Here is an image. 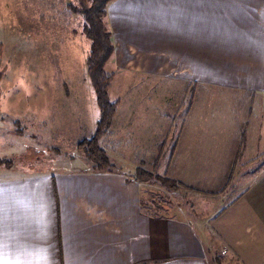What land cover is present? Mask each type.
<instances>
[{"label": "crops", "instance_id": "crops-1", "mask_svg": "<svg viewBox=\"0 0 264 264\" xmlns=\"http://www.w3.org/2000/svg\"><path fill=\"white\" fill-rule=\"evenodd\" d=\"M106 24L108 72L216 87L247 109L222 141L233 146L230 168L210 172L238 183L210 224L218 247L206 221L194 222L199 235L185 217L147 209L142 182L125 171L73 160L32 174L0 167V264H231L222 254L264 264V120L254 106L264 109V0H115Z\"/></svg>", "mask_w": 264, "mask_h": 264}, {"label": "rangeland", "instance_id": "rangeland-1", "mask_svg": "<svg viewBox=\"0 0 264 264\" xmlns=\"http://www.w3.org/2000/svg\"><path fill=\"white\" fill-rule=\"evenodd\" d=\"M55 1L0 0V160L31 174L73 160L91 168L93 163L77 144L94 135L100 118L88 77L91 41L84 32V16L69 8L81 7L82 1L59 0L55 8L49 7ZM113 74L110 98L120 105L110 135L101 140L110 160L136 182H141L136 170L143 169L194 189L174 192L154 181L142 182L147 209L185 217L199 235L194 222L206 221L202 231L214 247L210 224L218 211L233 202L238 183L231 186L229 176L223 179L210 172L226 173L230 168L233 146L222 141L245 123L247 109L242 113L235 107L239 96L216 87L199 85L190 98L183 93L187 81ZM260 104L255 102L256 115L264 120ZM164 137L168 146L154 168L157 145ZM216 156L221 158L215 160ZM5 166L9 167L0 164ZM221 256L225 263L237 261L234 256Z\"/></svg>", "mask_w": 264, "mask_h": 264}, {"label": "trees", "instance_id": "trees-1", "mask_svg": "<svg viewBox=\"0 0 264 264\" xmlns=\"http://www.w3.org/2000/svg\"><path fill=\"white\" fill-rule=\"evenodd\" d=\"M81 1V7L69 5V8L73 13H81L84 16V32L91 41V52L87 59L88 77L90 78L96 94L100 118L94 135L91 138H85L80 141L77 144V149L94 164L96 170L113 171L116 170V167L110 160L107 149L103 147L101 140L110 135V129L114 123L115 115L120 105L119 100L112 101L110 98L109 91L112 87L114 74L107 72L105 69L107 62L113 56L116 49L113 42V33L108 29L105 22L107 7L115 0H92L89 5L86 4L84 0ZM196 87L197 85L195 83H189V86L184 89L183 93L185 96L189 94L191 98L194 95ZM167 146V137H164L157 145L158 155L153 163L154 168H156L163 159ZM176 148L177 141L170 148L172 154L175 153ZM0 164H6L10 167V164L6 161L0 160ZM136 177L138 181L141 182L154 181L169 191L177 192L182 188H186L188 191H194V189L185 187L183 183L176 179L154 174L143 169L136 170ZM199 193L202 195H209V193Z\"/></svg>", "mask_w": 264, "mask_h": 264}]
</instances>
